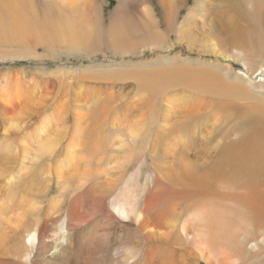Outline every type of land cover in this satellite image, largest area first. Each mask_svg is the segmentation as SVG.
<instances>
[{"label": "bare ground", "instance_id": "6f19581e", "mask_svg": "<svg viewBox=\"0 0 264 264\" xmlns=\"http://www.w3.org/2000/svg\"><path fill=\"white\" fill-rule=\"evenodd\" d=\"M189 1L0 0L73 62L0 77V264H264V0Z\"/></svg>", "mask_w": 264, "mask_h": 264}, {"label": "rangeland", "instance_id": "374dc122", "mask_svg": "<svg viewBox=\"0 0 264 264\" xmlns=\"http://www.w3.org/2000/svg\"><path fill=\"white\" fill-rule=\"evenodd\" d=\"M193 1L194 0H190L187 4L188 7H192L193 5ZM262 2L261 1H256L255 4L257 5V10H259L260 4ZM117 5L116 0H107V12H110L112 9H114ZM257 13H248V19L249 20H253V17L256 15ZM258 32L260 33H256V34H261L262 36H264V31L258 27L257 28ZM185 46L182 45H178L175 48L171 49L170 51H167L166 54L162 53V56H167V57H172V56H176V53L184 56V57H188L190 59H195L196 57H198L196 54L195 55H191L186 48H184ZM47 48L45 49L43 46L40 45H36L34 43L33 40L31 39H27V41L25 40H20V39H16L13 34L10 31H1L0 30V77H3V75L5 74H19L20 72L22 73H28L31 71H34L33 73L37 74V72H35V69H40V70H55V69H64L66 66L70 64H73L72 59L70 58L69 61H67L66 58L61 57L59 59H50V58H46L47 56H51L48 52H47ZM35 54L36 57L39 60H32L33 58H28V60H24V59H17L14 58L13 56H17L20 54ZM161 55V53H149L146 52L143 55V58L141 59V61L143 60H147V61H152L155 59L156 56ZM11 57V58H10ZM200 57V56H199ZM201 60H207L210 62H213L216 59V57H211L208 55H203L200 57ZM3 60V61H2ZM221 61V60H219ZM69 62V63H68ZM118 63L119 60H111L110 63ZM138 62V61H137ZM135 62V63H137ZM76 63V62H75ZM83 64H86V62H82ZM80 61L78 63H76L75 65H79L82 64ZM225 64H227L228 66L231 67L232 70H234L237 73H241L242 71H244V67L241 64H234L231 62H224ZM89 66H92V64H89ZM46 76H44L45 78ZM57 76L51 75L49 77H47V79H45L47 81V84L45 86L46 90H51L53 88V83L52 79L56 78ZM257 79V78H256ZM136 83L134 81H125L121 84V87L123 88V97L126 100L127 103L132 102L136 96V93L134 90V86ZM133 87V88H132ZM120 89V88H118ZM122 90V89H121ZM52 113V112H51ZM11 138V136L7 135L6 136H2V134H0V139H2L4 142H7L9 139ZM52 191V190H51ZM52 195H54L56 192L54 190V186H53V192H51ZM46 203V202H44ZM43 203V205H44ZM45 206V205H44Z\"/></svg>", "mask_w": 264, "mask_h": 264}]
</instances>
